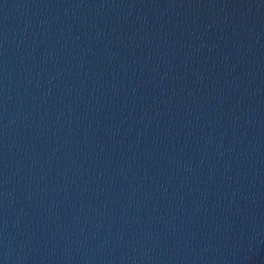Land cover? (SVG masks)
I'll list each match as a JSON object with an SVG mask.
<instances>
[{"label":"water","instance_id":"95a60500","mask_svg":"<svg viewBox=\"0 0 264 264\" xmlns=\"http://www.w3.org/2000/svg\"><path fill=\"white\" fill-rule=\"evenodd\" d=\"M0 264H264V144L123 0H0Z\"/></svg>","mask_w":264,"mask_h":264}]
</instances>
